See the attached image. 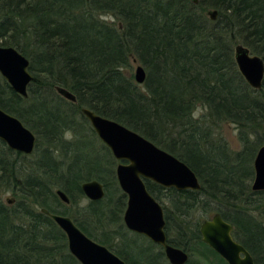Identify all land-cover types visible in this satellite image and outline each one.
I'll return each mask as SVG.
<instances>
[{"label": "trees", "instance_id": "16d2710c", "mask_svg": "<svg viewBox=\"0 0 264 264\" xmlns=\"http://www.w3.org/2000/svg\"><path fill=\"white\" fill-rule=\"evenodd\" d=\"M210 9L217 10L215 20L206 15ZM237 43L264 62V0H0V45L22 53L33 77L26 98L0 81V107L36 134V148L41 140L45 145L26 173L4 156L22 153L0 141V264H80L41 208L71 217L126 264L163 256L135 246L141 255L134 257L129 247L115 248L118 237L124 241L126 199L110 150L104 147L108 157L99 154L92 141L85 149L84 133L96 135L82 107L138 132L195 172L199 190H163L145 179L148 191L167 201V232L182 238L169 239L172 244L207 257L198 223L189 218L213 209L264 264V191L249 186L264 142V77L259 89L246 83L232 53ZM132 59L145 69L142 85L128 73ZM55 86L74 93L76 102L57 95ZM197 107L204 111L196 116ZM220 122L238 127L239 150L214 136ZM92 179L103 184L105 196L73 210L85 197L81 184ZM5 190L15 197L12 206L1 199Z\"/></svg>", "mask_w": 264, "mask_h": 264}, {"label": "water", "instance_id": "95a60500", "mask_svg": "<svg viewBox=\"0 0 264 264\" xmlns=\"http://www.w3.org/2000/svg\"><path fill=\"white\" fill-rule=\"evenodd\" d=\"M191 1L198 3V0ZM208 15L211 20H215L217 10H208ZM233 53L237 69L246 83L253 89L261 88L264 77L263 59L252 54L242 44H237ZM0 75L15 93L23 98L28 96L27 88L33 78L29 72V60L16 48L0 45ZM145 78L144 67L136 65L135 82L141 85ZM54 88L64 99L76 102L75 94L67 88ZM81 113L112 156L119 161L114 171L118 186L127 197L122 214L125 227L161 245L169 264H186L188 253L166 242L163 210L148 191L145 179L178 191L199 190L200 182L195 172L182 160L127 126L101 116L87 107H82ZM262 129L264 131V125ZM36 139V134L18 117L0 107V141L9 149L22 154H32ZM252 165L254 176L251 179V190L264 191V144L258 147ZM81 190L90 201L100 200L105 195L103 184L96 179L84 181ZM55 193L63 203H69L64 191L57 189ZM40 210L63 232L69 253L80 264H126L108 247L86 235L71 217L52 213L45 208ZM199 233L202 241L228 264H253L248 251L233 239L232 225L224 220L219 212L200 223Z\"/></svg>", "mask_w": 264, "mask_h": 264}, {"label": "rangeland", "instance_id": "374dc122", "mask_svg": "<svg viewBox=\"0 0 264 264\" xmlns=\"http://www.w3.org/2000/svg\"><path fill=\"white\" fill-rule=\"evenodd\" d=\"M211 10V9H210ZM208 17V11H207V14H206ZM107 20H110V18L105 17ZM217 18V17H216ZM237 44H240V43H237ZM235 44L234 47L237 45ZM233 52H234V48H233ZM232 52V53H233ZM131 67L128 69V73L129 74H132L133 76V80L135 82V79H134V70H135V67L136 65H141L139 64L137 61L135 60H131ZM0 81H3V78L2 76L0 75ZM142 85V84H141ZM56 94V92H55ZM59 95V94H57ZM204 110L200 107H197L196 110H195V115H199L201 112H203ZM84 116V115H83ZM85 117V116H84ZM81 117L78 116V119H80ZM86 118V117H85ZM87 119V118H86ZM89 122V121H88ZM87 127L89 128V130L91 131V125L90 123H87ZM84 128V127H83ZM214 136L217 138V139H220L221 141H223L227 147H229V149L235 151V150H239L240 147H241V142L239 141V139L237 138L238 137V127L232 123V122H220L218 123L215 128H214ZM264 132V131H262ZM86 135V140H84V143L86 145V148L85 149H88V143L89 141H92V147L93 149H95L99 154H103L104 156L108 157V153L106 152V149L104 148L105 145L104 143L98 138V136L96 135V137H91L89 131L87 130V132L84 133ZM65 138L70 135V137L72 138V134L70 132H65L64 134ZM70 138V139H71ZM38 139V138H37ZM37 139H36V142H37ZM66 139H69V138H66ZM264 144V142H263ZM159 147V146H158ZM45 148V145H44V142L43 140H41L38 144V148H34V151L32 154L30 155H16L14 152H7L5 151L4 153V156L6 157V159L11 162V163H16L17 166H19V168L23 167L25 169V171H28L26 173H29V169L32 164H35V162L40 158V153H41V150ZM35 149H37L35 151ZM110 155V154H109ZM112 155V154H111ZM110 157V156H109ZM114 164H113V168L115 169V166L116 164L119 162L118 160H116L114 157ZM254 176V174H253ZM252 182V180H251ZM251 182H250V190H251ZM118 185V183H117ZM119 187V186H118ZM58 188H55L54 191H56ZM120 189V188H119ZM253 191V190H251ZM257 191V190H256ZM256 191H253V192H256ZM120 192L121 189H120ZM258 192V191H257ZM105 193H106V190H105ZM123 193V192H122ZM117 196V193L115 195V197ZM59 198V197H58ZM1 199L3 201V203H5V205L7 206H12L14 204V200H15V197L13 195H11V192H9L8 190H5L3 193H2V196H1ZM126 199V197H125ZM61 201V200H60ZM88 201V199L86 197L84 198H81L78 202H77V206L75 209L73 210H76L77 207H82L86 204V202ZM62 202V201H61ZM63 203V202H62ZM64 204H68V203H64ZM162 204L165 205V206H168L167 204V201L166 200H163L162 201ZM126 206V205H125ZM213 207V206H212ZM62 208V207H60ZM125 208V207H124ZM215 212V210L211 209V210H197L194 215H192L190 218H189V221L191 223H194L195 221L199 224L203 219L205 218H210L213 213ZM251 214L253 216H256L258 219L261 218L259 213L258 212H254L252 211ZM80 217V216H79ZM190 223V224H191ZM120 226H121V231H123L124 233V236H123V240H124V245L123 247L124 248H128L129 251H131L134 255V257L138 256V255H141V251L139 249H149L150 251H153L154 253H161L160 249L158 246L156 245H152L150 244V242L146 239H143L141 237H137L135 236L133 233L129 232L123 222L121 221L120 223ZM136 242V245H133L131 243L133 242ZM117 242L115 243V248L116 249H119L117 246H116ZM121 246V244H120ZM136 247H139V249L135 248ZM193 247L194 248H199V245L197 243H193ZM188 252H191V254H189V263L188 264H220L219 262H217L216 259H209V258H206V257H203V255L200 256L201 253H199V251L197 250H194L193 251V248L191 251L188 250ZM136 255V256H135ZM215 258V257H214ZM159 262L160 264H169L167 259L164 257V256H161V258H159ZM157 257H152V262L151 261H144L142 259V262L145 263V264H153V263H156L158 261Z\"/></svg>", "mask_w": 264, "mask_h": 264}, {"label": "flooded vegetation", "instance_id": "af4514ba", "mask_svg": "<svg viewBox=\"0 0 264 264\" xmlns=\"http://www.w3.org/2000/svg\"><path fill=\"white\" fill-rule=\"evenodd\" d=\"M162 187V186H161ZM164 188V187H163ZM105 189V188H104ZM166 189H174V188H164L163 190H166ZM176 190V189H175ZM176 191H178V190H176ZM181 191H183V190H181ZM124 194V193H123ZM125 195V194H124ZM152 195V194H151ZM105 196V195H104ZM153 196V195H152ZM125 197H126V195H125ZM154 197V196H153ZM127 198V197H126ZM155 198V197H154ZM156 199V198H155ZM157 200V199H156ZM158 201V200H157ZM158 203H160V205H161V207H162V210H163V218H164V233H165V236H166V242L168 243V244H170V245H172V246H175V247H178V246H176V245H174V244H172L171 242H170V240L169 239H172V240H175V241H180V239H182V238H180V236H178L179 234H177V232L176 231H174V230H172V228H171V230H170V232L168 233L167 232V224H166V219H165V210H166V206L165 205H163L162 204V202H160V201H158ZM125 205H126V202H125ZM125 209V208H124ZM124 212V211H123ZM214 213H216V212H214ZM213 213V214H214ZM170 214H171V212H170ZM173 220H174V218H172ZM205 219H209V218H205ZM205 219H203V220H205ZM224 219V218H223ZM202 220V221H203ZM225 220V219H224ZM201 221V222H202ZM123 222V221H122ZM174 222H176V220L174 221ZM200 222V223H201ZM228 222V221H227ZM200 223L198 224V226H200ZM124 224V223H123ZM231 224V223H230ZM232 225V224H231ZM125 226V225H124ZM126 228V227H125ZM127 229V228H126ZM129 232H131V233H133L135 236H137V237H141V238H143V239H146V240H148L149 242H150V244H152L153 246L154 245H156V246H158L159 248H161L160 249V251H161V253L163 254V256L165 257V252H164V248L161 246V245H159V244H156V243H154L152 240H150L149 238H147L146 236H144V235H142V234H139V233H137V232H134V231H130L129 229H127ZM198 231H199V227H198ZM122 234H123V236H124V233H123V231H122ZM232 237H233V239L236 241V242H238L239 244H241L247 251H248V253L250 254V256H251V258H252V262H253V264H257V261H256V259H255V257H254V254H252V252H251V250L250 249H248L247 248V246L246 245H244V244H242L237 238H235L234 236H233V225H232ZM119 240H120V237H118L117 239H116V242H117V244H116V246L118 247V248H121V246H120V243H119ZM121 240H123V237H121ZM201 241H202V239H201ZM203 242V241H202ZM204 243V242H203ZM205 244V246L208 248V249H206L205 250V253H206V258H209V259H211V260H213V259H216L217 260V262H219L220 264H228L227 262H226V260H224L217 252H215L212 248H210L206 243H204ZM122 246L124 245V241H122V244H121ZM178 248H181V247H178ZM126 249V248H125ZM182 250H184L183 248H181ZM184 251H186L187 253H188V251L187 250H184ZM159 254V253H158ZM201 255H203V254H200V256ZM241 256H243L242 254H240ZM188 256H189V253H188ZM120 257V256H119ZM210 257H212V258H210ZM215 257V258H214ZM121 258V257H120ZM166 258V257H165ZM167 259V258H166ZM124 260V259H123ZM125 261V260H124ZM168 261V260H167ZM188 261H189V258H188ZM188 261H187V263H188ZM126 263V262H125ZM169 263V262H168ZM186 263V264H187Z\"/></svg>", "mask_w": 264, "mask_h": 264}, {"label": "bare ground", "instance_id": "6f19581e", "mask_svg": "<svg viewBox=\"0 0 264 264\" xmlns=\"http://www.w3.org/2000/svg\"><path fill=\"white\" fill-rule=\"evenodd\" d=\"M35 146H36V145H35ZM36 150H37V149H35V151H36ZM23 155H26V156H27V155H30V154H23ZM39 157H40V156H39ZM58 189H59V188H58Z\"/></svg>", "mask_w": 264, "mask_h": 264}, {"label": "clouds", "instance_id": "9594fccd", "mask_svg": "<svg viewBox=\"0 0 264 264\" xmlns=\"http://www.w3.org/2000/svg\"><path fill=\"white\" fill-rule=\"evenodd\" d=\"M66 138H69L70 139L71 137H70V135H68Z\"/></svg>", "mask_w": 264, "mask_h": 264}]
</instances>
